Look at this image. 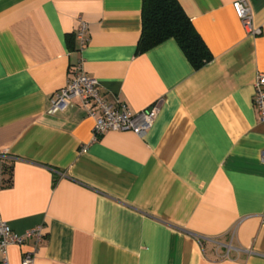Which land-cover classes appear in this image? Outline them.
<instances>
[{"label": "crops", "instance_id": "0c3cea01", "mask_svg": "<svg viewBox=\"0 0 264 264\" xmlns=\"http://www.w3.org/2000/svg\"><path fill=\"white\" fill-rule=\"evenodd\" d=\"M177 1L213 56L198 69L173 38L137 52L142 0H0V219L45 232L8 264H264V0L256 34L236 0ZM77 63L108 102L158 105L145 135L94 138L77 98L48 113Z\"/></svg>", "mask_w": 264, "mask_h": 264}, {"label": "built area", "instance_id": "2783aa9c", "mask_svg": "<svg viewBox=\"0 0 264 264\" xmlns=\"http://www.w3.org/2000/svg\"><path fill=\"white\" fill-rule=\"evenodd\" d=\"M232 7L241 20L243 26L253 34L259 29L252 24L251 8L246 0H236ZM88 24L80 20L75 32L80 45L86 41ZM253 106L257 117L264 122V72H257L253 83ZM73 98H77L86 114L93 119V137L96 138L107 130H132L143 136L152 127L158 113V105L139 112H132L125 104L108 102L99 92V82L96 78L86 74L80 63L72 67L71 77L51 99L48 113L54 114L64 110ZM264 160V149L261 151ZM45 235L42 226H35L23 233L14 232L10 225L0 219V258L2 264H8L7 249L10 245H23L28 239L33 238L36 244L40 243ZM34 249L24 251L21 264H31L34 258Z\"/></svg>", "mask_w": 264, "mask_h": 264}, {"label": "trees", "instance_id": "16d2710c", "mask_svg": "<svg viewBox=\"0 0 264 264\" xmlns=\"http://www.w3.org/2000/svg\"><path fill=\"white\" fill-rule=\"evenodd\" d=\"M142 28L137 52L142 53L173 38L193 68L212 59V54L177 0H142Z\"/></svg>", "mask_w": 264, "mask_h": 264}]
</instances>
